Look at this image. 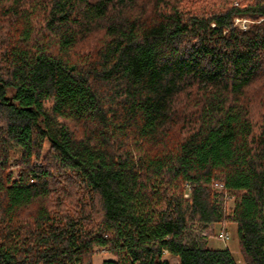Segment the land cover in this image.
Masks as SVG:
<instances>
[{"label": "trees", "instance_id": "16d2710c", "mask_svg": "<svg viewBox=\"0 0 264 264\" xmlns=\"http://www.w3.org/2000/svg\"><path fill=\"white\" fill-rule=\"evenodd\" d=\"M226 223L264 264V0H0V264H236Z\"/></svg>", "mask_w": 264, "mask_h": 264}, {"label": "rangeland", "instance_id": "374dc122", "mask_svg": "<svg viewBox=\"0 0 264 264\" xmlns=\"http://www.w3.org/2000/svg\"><path fill=\"white\" fill-rule=\"evenodd\" d=\"M237 3H239V1ZM187 9H190V7L188 6ZM237 24L242 29H244V27H247L250 24V21L238 20ZM227 207L228 209L232 207L231 201L228 203ZM222 230L227 231L229 235V239L225 242L219 239V234ZM201 235L203 236V241L206 243L208 248L228 249L234 257L236 264H245L242 253L240 251L236 224L226 223L211 225L206 230H204ZM165 258L168 259L171 264H177L178 262L176 258L170 257L168 255H166ZM109 259L115 258L113 255L108 253L107 250L97 248L93 256V264H102L105 260Z\"/></svg>", "mask_w": 264, "mask_h": 264}, {"label": "built area", "instance_id": "2783aa9c", "mask_svg": "<svg viewBox=\"0 0 264 264\" xmlns=\"http://www.w3.org/2000/svg\"><path fill=\"white\" fill-rule=\"evenodd\" d=\"M238 22V20H236ZM245 28V27H244ZM186 197H188V194H186ZM219 239L223 242L227 241L229 239L228 232L225 230H222L219 234Z\"/></svg>", "mask_w": 264, "mask_h": 264}]
</instances>
